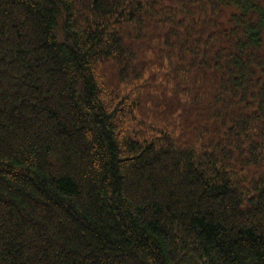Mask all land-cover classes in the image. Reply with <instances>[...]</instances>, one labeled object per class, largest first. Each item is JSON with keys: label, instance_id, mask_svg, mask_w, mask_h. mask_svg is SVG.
<instances>
[{"label": "trees", "instance_id": "trees-1", "mask_svg": "<svg viewBox=\"0 0 264 264\" xmlns=\"http://www.w3.org/2000/svg\"><path fill=\"white\" fill-rule=\"evenodd\" d=\"M0 264H264V0H0Z\"/></svg>", "mask_w": 264, "mask_h": 264}, {"label": "rangeland", "instance_id": "rangeland-1", "mask_svg": "<svg viewBox=\"0 0 264 264\" xmlns=\"http://www.w3.org/2000/svg\"><path fill=\"white\" fill-rule=\"evenodd\" d=\"M106 79H111V77H109V74H106V75H105V80H106Z\"/></svg>", "mask_w": 264, "mask_h": 264}]
</instances>
